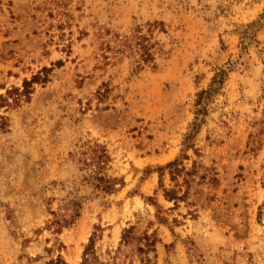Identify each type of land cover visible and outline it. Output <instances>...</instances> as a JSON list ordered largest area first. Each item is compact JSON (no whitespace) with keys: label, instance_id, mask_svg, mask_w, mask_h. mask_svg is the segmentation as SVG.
Returning a JSON list of instances; mask_svg holds the SVG:
<instances>
[{"label":"rangeland","instance_id":"rangeland-1","mask_svg":"<svg viewBox=\"0 0 264 264\" xmlns=\"http://www.w3.org/2000/svg\"><path fill=\"white\" fill-rule=\"evenodd\" d=\"M43 69L0 106V264H264V0H0V95Z\"/></svg>","mask_w":264,"mask_h":264},{"label":"trees","instance_id":"trees-1","mask_svg":"<svg viewBox=\"0 0 264 264\" xmlns=\"http://www.w3.org/2000/svg\"><path fill=\"white\" fill-rule=\"evenodd\" d=\"M48 72H49V70L43 69L38 75L34 76L31 81L28 82L25 80L23 82L22 90L20 92H19V90H13V91L6 92V97H3L2 95H0V101H2V103H0V106L2 107L3 104H7L6 106L9 105L8 100L10 99L9 96L11 94L14 95L12 100H11L12 103H14V104H17L18 102H20L21 98H23V99L29 98V96L32 93L31 91H32L33 84H35L39 81H42V82L45 81L47 78L46 73H48ZM221 81H222V75L220 76V78H218V75L215 76L213 78V82H212L213 86L208 91L200 93L199 98L200 97L202 98L203 96H210L212 92L216 91V88L214 87V85L221 84ZM201 98L199 99V102H200ZM0 126L2 129L7 126L6 119L3 118L2 116H0ZM107 159H108V156H107L106 150L103 149L101 156L98 158V165L103 166ZM178 165L179 164L177 162H172V163L168 164V166H167V168L170 169V175L174 180L176 177H178L179 173L182 172V170H180L178 168ZM94 179H96V181L99 183V187H101L102 191L110 192V191L114 190L115 183H112L109 179H106V178L100 177V176H95ZM168 198L172 201H178V200L182 199V198L177 197L176 195L170 196ZM89 242H90L89 245L85 248V250L83 252L82 264H90L89 256L93 255V252H94L93 251V247H94L93 239L91 238L89 240ZM54 264H63V262H61V260L58 259Z\"/></svg>","mask_w":264,"mask_h":264}]
</instances>
